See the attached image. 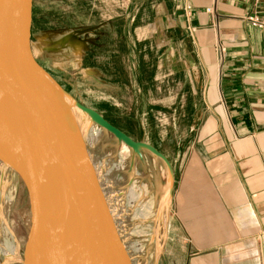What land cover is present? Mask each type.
<instances>
[{
  "label": "rangeland",
  "instance_id": "1",
  "mask_svg": "<svg viewBox=\"0 0 264 264\" xmlns=\"http://www.w3.org/2000/svg\"><path fill=\"white\" fill-rule=\"evenodd\" d=\"M181 1L32 0L30 45L36 63L73 101L169 162L167 167L146 150L134 154L86 116L71 123L124 210L126 223L114 204L127 264L131 259L192 264L199 252L179 213L191 193L185 182L202 167L197 151L205 144L199 136L203 122L195 119L200 106L188 79L177 72V57L164 46L161 28L165 8ZM95 135L94 143H86ZM0 163V264H21L28 195L17 174ZM129 192L136 199L132 204L125 197Z\"/></svg>",
  "mask_w": 264,
  "mask_h": 264
},
{
  "label": "crops",
  "instance_id": "2",
  "mask_svg": "<svg viewBox=\"0 0 264 264\" xmlns=\"http://www.w3.org/2000/svg\"><path fill=\"white\" fill-rule=\"evenodd\" d=\"M253 14L264 18V0H187L162 14L203 122L202 167L179 213L199 251L192 264H264V30L245 21Z\"/></svg>",
  "mask_w": 264,
  "mask_h": 264
},
{
  "label": "water",
  "instance_id": "3",
  "mask_svg": "<svg viewBox=\"0 0 264 264\" xmlns=\"http://www.w3.org/2000/svg\"><path fill=\"white\" fill-rule=\"evenodd\" d=\"M0 4V80L5 78L7 83L5 110L0 109V161L20 178L29 201L21 264H93L72 241L71 206L87 210L89 219L96 222L89 228L91 239L102 241L106 209L97 176L52 96L66 99L67 95L32 54V0H0ZM74 106L134 154L146 150L170 166L154 147L135 142L93 109L75 101ZM113 199L125 222L123 208ZM46 225L56 229L57 239H47ZM130 264H135L132 259Z\"/></svg>",
  "mask_w": 264,
  "mask_h": 264
},
{
  "label": "bare ground",
  "instance_id": "4",
  "mask_svg": "<svg viewBox=\"0 0 264 264\" xmlns=\"http://www.w3.org/2000/svg\"><path fill=\"white\" fill-rule=\"evenodd\" d=\"M5 80H6L5 78L0 80V109L2 111L5 110L4 107H5L6 100H7L6 99L7 83L5 82ZM1 87H3V89H1ZM1 90H2V92H5V95L1 93ZM52 96H53L54 101L57 103L59 108L64 112L66 117L70 116V118H71V119H69L70 124L72 123L73 120L78 121L79 116H85L77 108H75L74 101L71 98H69L68 96H66V99L63 97H60L59 95H57L55 93H53ZM76 138L77 137L75 136V139ZM94 138L98 139V137L96 135H95V137L94 136L87 137L86 143L89 144L92 141V139H94ZM94 141H96V140L94 139ZM94 141L92 143H94ZM92 143H90V144H92ZM83 146H85V145H83ZM125 148L127 149L126 146H125ZM123 151H125V150L123 149ZM87 154H86V157L89 160V162L91 163V166H92V168H93V170L97 176V180L99 182V186H100V190H101V195H102L104 203H105V209H106L105 210V215H106L105 217H106V219H105L104 224L106 227L101 232V240L102 241H100V242H102L103 245L100 244V242L98 240L95 242L92 241L89 228L91 225L93 228V226L96 224V222L94 219H92V220L89 219V215H88L87 210L82 206H78V207L77 206H71V213H72L73 220H74L73 226L75 227L74 236H73L72 241H73L74 245H76V246L79 245L84 250V252L93 259V264H118L120 260L126 261V257L124 255L123 246H122V243L120 240V234H121V233H119V227H120L119 224L120 223H118V220H117V218L120 215L117 212L119 216L116 217L117 213H116V208L114 206L115 203L112 201L113 195H116L117 193L115 192V190H114L115 188L113 187V185L110 183V180H108L106 177L102 176L104 174L100 173L99 167L95 164V162L89 156V153H87ZM126 161H127V159H126ZM2 167H3V165L0 163V168H2ZM123 171H125V170L123 169ZM122 181H125V180H122ZM114 185H116V184H114ZM111 187H113L114 189ZM121 193L123 194V191ZM115 197H117V196H115ZM125 197L127 198V201L130 204H132L133 200L134 201L136 200L134 198L135 196L133 197L132 192H129L128 195H126ZM117 201H118V199H117ZM141 216H142V214H141ZM120 218H121V216H120ZM2 223L3 222H1V224ZM89 223H91V224L89 225ZM45 227H46V235L48 236L47 239L53 240V239H55V238L57 239L59 237V234L57 233L56 229L52 225H46ZM124 228H125V226H124ZM121 229H123V228H121ZM127 246H129V245H127ZM157 246H158V244H157ZM159 248H161V247H159ZM158 250L159 249H157L156 251H158ZM4 253H5V251H4ZM16 254H17V252H16ZM156 254H154V256ZM5 256L6 255H4V257ZM8 256H10V255H8ZM15 258H17V257H15ZM8 259H7V261H8ZM12 260L14 261V259H12ZM10 261H8V262H10Z\"/></svg>",
  "mask_w": 264,
  "mask_h": 264
},
{
  "label": "built area",
  "instance_id": "5",
  "mask_svg": "<svg viewBox=\"0 0 264 264\" xmlns=\"http://www.w3.org/2000/svg\"><path fill=\"white\" fill-rule=\"evenodd\" d=\"M187 1V0H182ZM185 10L189 11L191 9L189 4H185ZM208 13L211 12V9L207 10ZM245 21L251 26L252 28L264 30V18H262L258 14L249 15L245 18Z\"/></svg>",
  "mask_w": 264,
  "mask_h": 264
}]
</instances>
